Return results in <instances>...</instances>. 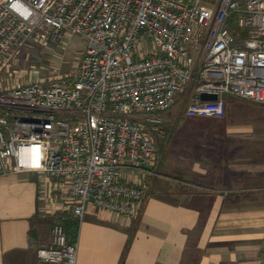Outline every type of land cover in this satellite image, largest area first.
<instances>
[{
	"label": "built area",
	"instance_id": "1",
	"mask_svg": "<svg viewBox=\"0 0 264 264\" xmlns=\"http://www.w3.org/2000/svg\"><path fill=\"white\" fill-rule=\"evenodd\" d=\"M77 34V73L0 90V174L69 183L63 211L80 220L88 203L140 211L160 114L180 99L191 117L225 116L226 94L264 104V0H0V74L27 46ZM37 254L76 264L78 243L55 222Z\"/></svg>",
	"mask_w": 264,
	"mask_h": 264
},
{
	"label": "crops",
	"instance_id": "2",
	"mask_svg": "<svg viewBox=\"0 0 264 264\" xmlns=\"http://www.w3.org/2000/svg\"><path fill=\"white\" fill-rule=\"evenodd\" d=\"M224 98L226 114L216 124L181 137L170 130L135 216L88 203L76 264H262L264 104ZM69 192V183L36 172L0 174V264H71L37 254L51 240L55 216L74 215L63 211Z\"/></svg>",
	"mask_w": 264,
	"mask_h": 264
},
{
	"label": "rangeland",
	"instance_id": "3",
	"mask_svg": "<svg viewBox=\"0 0 264 264\" xmlns=\"http://www.w3.org/2000/svg\"><path fill=\"white\" fill-rule=\"evenodd\" d=\"M86 46L85 39L78 34L65 35L58 43H35L27 46L12 61L11 66L0 74V90L36 77L67 76L77 73ZM228 95L232 94H227L225 97ZM180 103L178 102L171 110L160 114L165 120L158 125L156 132L158 146L166 142L168 133L174 128L176 136L181 137L184 134L192 133L197 127L216 124L221 119L206 116L191 117L183 111L185 103H183L184 106ZM165 162L166 157L161 170H164ZM51 189L50 185L45 187V197L48 196ZM47 199L48 197L44 200L45 208L49 202ZM40 222L45 223L46 220L41 218Z\"/></svg>",
	"mask_w": 264,
	"mask_h": 264
},
{
	"label": "trees",
	"instance_id": "4",
	"mask_svg": "<svg viewBox=\"0 0 264 264\" xmlns=\"http://www.w3.org/2000/svg\"><path fill=\"white\" fill-rule=\"evenodd\" d=\"M178 102H181L180 104H182V105L184 103V102H182V99H180V101H178ZM183 109H184L183 111H185V108H183ZM164 146H165V142L161 145V148H164ZM54 221L55 222H61L65 225L67 233H68V237L70 238L71 242L77 241L79 227H80V221H81L78 217H76L75 215H73L71 213H59L58 215L55 216ZM128 248H129V244H128V247L126 248V251L124 253V257L127 253Z\"/></svg>",
	"mask_w": 264,
	"mask_h": 264
},
{
	"label": "water",
	"instance_id": "5",
	"mask_svg": "<svg viewBox=\"0 0 264 264\" xmlns=\"http://www.w3.org/2000/svg\"><path fill=\"white\" fill-rule=\"evenodd\" d=\"M203 100H216L218 99V94H212V93H202L201 95Z\"/></svg>",
	"mask_w": 264,
	"mask_h": 264
}]
</instances>
